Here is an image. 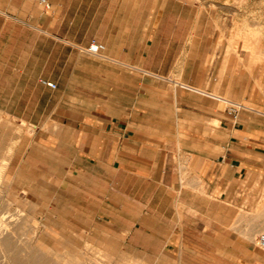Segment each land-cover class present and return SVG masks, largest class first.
Segmentation results:
<instances>
[{
    "label": "rangeland",
    "instance_id": "obj_1",
    "mask_svg": "<svg viewBox=\"0 0 264 264\" xmlns=\"http://www.w3.org/2000/svg\"><path fill=\"white\" fill-rule=\"evenodd\" d=\"M36 1L0 0V6L30 15L36 8L39 13L44 11ZM83 1L88 3L91 21L76 27L81 32L90 28L93 33L107 31L97 12L133 3L134 23L127 26L134 28V33H124L122 43L135 55L108 56V51L117 47L111 45L96 57L88 55L86 66L77 56V47L81 51L85 43L67 46L72 51L69 67L43 65L40 55L35 72L59 79L57 88L42 92L38 114L46 115L52 102L59 100L73 118L24 120L19 116L29 114L34 105L15 102L20 89L0 88V211L6 218L7 234L22 256L36 250L54 264H132L126 243L133 237L134 221L135 226L141 224L142 216L136 211L142 209L146 195H80V168L69 166L84 155L79 150V107L89 83L94 82L92 76L100 74L93 66L95 59H110L120 67L135 66L133 73L120 72V89L127 87L130 77L135 85L139 83L144 71L137 67L142 64L152 68L148 72L151 79L202 85L197 89L208 96L200 100L207 110L213 106L215 118L163 121L168 131L184 133L168 135L167 144L203 151L214 144L217 153L230 127L264 131V0H82L81 4L71 0L68 16L74 21ZM146 29L147 38L143 39ZM7 33V49L13 47L14 52L59 47L52 39H34L26 28L19 34L18 26L10 31L8 24ZM158 68L160 71L154 70ZM95 81L100 87L115 84L104 83L100 77ZM26 90L32 99L34 90ZM63 123L70 128L63 129ZM142 138L153 144L162 137ZM261 138L255 149L264 161V135ZM118 176L122 180L124 173L120 171ZM216 208L230 210L232 243L236 242L232 252H241V243L264 233V195H226L216 202ZM232 255L231 264H237L239 253Z\"/></svg>",
    "mask_w": 264,
    "mask_h": 264
},
{
    "label": "crops",
    "instance_id": "obj_2",
    "mask_svg": "<svg viewBox=\"0 0 264 264\" xmlns=\"http://www.w3.org/2000/svg\"><path fill=\"white\" fill-rule=\"evenodd\" d=\"M49 2V8L41 6L43 12L39 13L36 8L30 15L23 14L22 9L11 12L6 6H0V88L20 89L15 102L34 105L29 114L19 116L24 120L73 118L66 114L70 110L60 106L59 100L52 102V110L46 115L38 114L36 106L41 102L42 92L57 88L59 79L35 72L40 55L43 65L69 67L72 51L67 46L86 45L92 39L104 44L102 51L105 47L117 46L114 51H108V56L135 55L122 43L124 33H134V28L127 26L134 23L133 3L97 12L107 31L93 33L90 28L85 27L81 32L79 26L76 27V24L91 21L87 1H83L76 21L68 16L71 0ZM37 3L38 0L36 6ZM8 24L10 31L18 26L20 34L26 28L34 39L41 36V39H52L59 42V47H48L45 51L31 48L27 53H23L22 48L18 52H14L13 47L8 50ZM145 34L147 36V29L143 31V39L147 38ZM77 50L84 65L88 55H97L85 49L80 51L79 47ZM95 61L93 66L100 69V74L92 76L94 82L89 83L79 107L82 110L79 150L84 155L69 166L80 168V195H146L142 209L136 211L137 216H142L141 224L135 226L134 221L133 237L126 243L128 262L231 264L232 254L239 253L237 264H264V246L258 244V235L256 240L241 243V252H232L236 242L232 243L230 210L216 208V202L226 195H264V161L255 149L262 143L264 131L230 127L217 153L214 144L205 151L183 144L168 147V135L184 133L179 129L168 131L163 121L215 118L213 106L207 110L200 100L201 96H208L197 89L203 86L190 81L172 84L151 79L148 72H152V68L142 64L137 67L144 71L139 83L135 85L130 77L127 87L120 89V72L133 73L135 66L120 67L110 59ZM154 70L160 71L159 68ZM97 76L104 79V83L108 80L115 83L114 86H98ZM41 79L54 81L56 86H48ZM28 88L34 90L30 100L26 96ZM53 112L57 115L53 116ZM65 125L63 123V129L70 128ZM150 136L162 138L153 144L148 138H142ZM64 137L65 134L63 141L67 142ZM36 143H39L38 136ZM145 152L160 155L156 158ZM120 171L124 173L122 180L118 176ZM152 200L158 202L152 203Z\"/></svg>",
    "mask_w": 264,
    "mask_h": 264
},
{
    "label": "bare ground",
    "instance_id": "obj_3",
    "mask_svg": "<svg viewBox=\"0 0 264 264\" xmlns=\"http://www.w3.org/2000/svg\"><path fill=\"white\" fill-rule=\"evenodd\" d=\"M7 229L5 215L0 211V264H5V262L7 264H54L51 263L50 259L46 258L44 254L36 250L30 251L26 249L28 252L25 254V256H22V253H20L21 250L12 243L10 238L11 235L7 234Z\"/></svg>",
    "mask_w": 264,
    "mask_h": 264
},
{
    "label": "built area",
    "instance_id": "obj_4",
    "mask_svg": "<svg viewBox=\"0 0 264 264\" xmlns=\"http://www.w3.org/2000/svg\"><path fill=\"white\" fill-rule=\"evenodd\" d=\"M38 3L44 7V8H49L50 7V2L49 0H38ZM104 49V44L102 42L96 41V40H90L86 45H85V50L88 53L91 54H98ZM41 82L51 86L55 87L56 83L54 81L48 80V79H41ZM229 112H231L229 108ZM257 242L259 245L264 246V233H260L257 237Z\"/></svg>",
    "mask_w": 264,
    "mask_h": 264
}]
</instances>
